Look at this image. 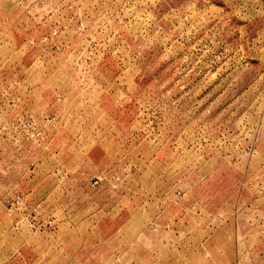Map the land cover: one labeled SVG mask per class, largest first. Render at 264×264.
<instances>
[{
    "label": "rangeland",
    "instance_id": "obj_1",
    "mask_svg": "<svg viewBox=\"0 0 264 264\" xmlns=\"http://www.w3.org/2000/svg\"><path fill=\"white\" fill-rule=\"evenodd\" d=\"M0 264H264V0H0Z\"/></svg>",
    "mask_w": 264,
    "mask_h": 264
},
{
    "label": "built area",
    "instance_id": "obj_2",
    "mask_svg": "<svg viewBox=\"0 0 264 264\" xmlns=\"http://www.w3.org/2000/svg\"><path fill=\"white\" fill-rule=\"evenodd\" d=\"M23 201V197L19 194H17L15 197L9 199L8 201V206L9 210H13L17 207H19V204Z\"/></svg>",
    "mask_w": 264,
    "mask_h": 264
}]
</instances>
